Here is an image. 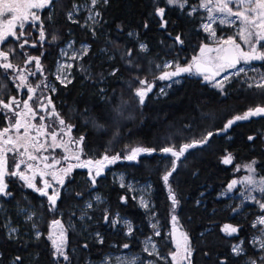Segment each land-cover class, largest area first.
Segmentation results:
<instances>
[{
	"label": "trees",
	"instance_id": "trees-1",
	"mask_svg": "<svg viewBox=\"0 0 264 264\" xmlns=\"http://www.w3.org/2000/svg\"><path fill=\"white\" fill-rule=\"evenodd\" d=\"M80 2L81 0H59L61 9L59 10L62 12L73 3ZM154 9L155 6L151 0H108L107 4L98 6L100 23L95 29V35L75 25L71 26V36L75 38V42L87 43L90 46L88 55L82 61V66L88 69V78L72 74L73 82L67 87L57 84L55 102L58 104L61 115H67L66 120L75 125V135L85 137L86 150L94 149L93 153L99 154L106 148L115 151L109 146V139L106 140L104 132L92 127L89 120L91 117L81 114L85 111L91 112L92 118L98 117L97 120L99 119L100 123L91 120L99 128L107 129L111 122L112 133L118 135L121 145L134 146L138 141L143 146L159 148L169 142L179 145L181 142L199 139L209 131L215 133L233 115L242 114L249 107H255L258 104L264 106V94L259 89L240 88L235 93L229 92L228 96L220 97L216 91L202 84L200 80L186 77L166 96L151 94L141 107H132L129 99L136 88V82L130 79L129 74L150 77L153 74L149 70L150 64L160 62L171 52L186 50L187 47L199 51L200 45L205 43L197 31V26L201 22L198 14L188 16L183 11L168 7L165 14L169 21L168 28L161 29L157 18L152 15ZM58 16V23H61L63 12ZM145 21L149 24L147 29L143 27ZM117 25H121L123 31H118ZM129 32L136 35L128 37ZM169 32L172 38L169 37ZM177 34L181 35L184 43L174 45L173 49L169 50V43L175 42L174 37ZM141 42L148 45V52L142 53L138 50ZM113 46L119 51L121 48L133 49L135 64H139V68L127 66L126 58L120 56V53L111 54L110 48ZM113 68L119 69L116 76L109 75ZM262 69L264 71V64ZM97 81L100 82L98 86ZM101 87L105 93H100ZM102 95L105 96L103 100H101ZM118 100L126 105L124 107L126 111H123L124 115L121 114L116 118L112 109L116 110ZM119 112L121 113V108ZM156 133L161 136L158 134L155 137ZM262 133H264V117L237 122L227 134L214 135L207 146L195 148L187 154V159L179 162L177 171L171 177V183L179 200L176 211L179 223L188 234L194 249L192 264H218L222 258L227 259V264H246L249 257L257 259L258 253L251 251L248 246L252 235L250 224L254 215L248 213L243 216L244 211L233 212L234 203L229 198L220 197L231 173V167L223 166L220 158L226 154L225 150H227L234 156L236 164L255 160L257 171L263 173L264 148L260 141ZM165 134L168 137L163 139ZM249 135L257 138L254 141H248ZM101 142L106 143L100 144ZM170 161V158H161L155 154L150 158L142 157L137 165H128L133 170L132 175L136 177L139 175L138 177L142 180L152 181L154 199H157L158 209L164 216L168 213V202L166 191L161 184V176L171 167ZM88 182L86 178H83L77 186L74 181L70 192L71 198L69 197L74 204L81 202L82 198H77L76 193L85 195ZM109 182L108 179L100 178L97 191L105 196L114 212L128 218L134 225L137 224L139 216L137 215L136 218L135 210L130 209L133 202L127 194L125 195V192L119 191ZM103 185H107L106 189ZM21 195L19 191H15L9 202H3L8 206L14 203L24 206L26 202ZM121 197H126L127 202H122ZM69 199H63L60 202L59 207L64 211L69 208ZM44 215V222H46L47 216ZM102 217L101 215L96 220L97 227L94 229L98 230L104 242L101 244L96 237L85 238L82 234L70 232V262L66 264H85L89 257H91L90 261L92 259L97 261L104 253L115 250L132 251V253L140 251L141 248L133 237L127 238L122 230L112 232L111 229L105 228ZM224 223L239 226L241 228L239 236L226 238L220 232V226ZM36 224L42 232L39 239H30L20 234L16 240L8 239L0 225V264H13L18 255L22 257L21 264H55L45 238L46 228L39 227L42 225L41 221ZM142 229L146 231L144 221ZM239 240L245 241L243 245L245 251L241 256H235L231 252L230 245ZM85 244L88 245L87 248L83 247ZM125 244H128L129 248L124 249ZM206 252L208 255L204 254ZM159 264H168V261Z\"/></svg>",
	"mask_w": 264,
	"mask_h": 264
},
{
	"label": "snow or ice",
	"instance_id": "snow-or-ice-1",
	"mask_svg": "<svg viewBox=\"0 0 264 264\" xmlns=\"http://www.w3.org/2000/svg\"><path fill=\"white\" fill-rule=\"evenodd\" d=\"M59 0H0V43H3L8 37H15L18 41H21L18 45L20 49H24L25 45L30 44L31 47H36L39 44L43 47L45 42L50 44L56 43L59 40V36L53 32L50 35L44 27V22L41 19L38 10L55 8L56 3ZM98 3L107 4L108 0H88V4L83 7H87L88 15L87 21L84 26L88 25V21L92 22V25L99 23L97 17L100 16L98 11H94ZM153 16L157 18L158 25L161 29H167L169 21L166 19V8L174 7L178 10L187 11L188 16H192L198 11V9H204L207 12V22L202 24L203 30L208 33V36L213 39L216 47H211L207 43H202L199 47V55L193 56L191 62L186 66H181L178 61H168L163 65H155L158 69L174 68L173 71H162L161 74L155 79L158 80H173L174 77H179L181 74L200 75L203 77V81L212 84L214 88H218L221 94L224 93L225 82L229 81V76L225 75L221 79H217L221 72L228 69H234L233 76H239L240 74L248 75L247 70L238 65L251 64L253 61H264V0H200L197 6H191L189 0H164V6H160L156 3ZM90 5V6H89ZM81 10V6L76 4L72 5V10L67 13V18L73 23H76L74 14H78ZM7 14V16H6ZM10 16V18H8ZM48 19L51 21L52 16L49 15ZM29 25L36 28L39 36L37 40L29 41L26 36L29 35L24 31L25 25ZM227 25L238 28L236 36L217 37L216 29L213 25ZM143 27L147 29L149 24L145 21ZM20 31L17 32L16 29ZM118 31H123L121 25H117ZM93 35H95V29L92 28ZM129 36L136 35L133 32L128 33ZM171 37V32L168 33ZM22 37H25L21 40ZM237 38L240 43L237 42ZM174 41L177 44L183 45L184 41L181 39V35L177 34L174 37ZM246 49L245 50V47ZM90 46L82 45L80 49L73 48L70 43L66 49H61V56L64 57V61L59 63L56 69L55 79L67 87L68 84L73 82L70 69L75 67L74 63L68 61H80L88 54ZM67 49H72L69 52ZM140 52H148V45L140 43L138 45ZM14 49L8 51L0 50V69L4 74L11 73L9 77L13 81H19L16 84L17 90L26 88L27 99L21 100L18 96H9L7 100L4 99L2 94V86H0V114L3 115L6 121V126L0 129V197H11L12 192L9 190V183L11 178H16L23 183L29 189L39 193L40 196L46 197L49 204V211L56 212L58 209V201L61 199V190L66 186V180H70V174L75 168L88 169V177L92 187H95L97 178L100 177L106 167L116 164L118 161H138V157L141 155H152L154 153H162L172 157L170 169H167L162 175V180L168 188L169 199L172 202V212L175 213L176 207L179 205L175 191L172 189L169 183L170 177L177 171L178 162H181L182 158L187 159V154H190L191 149L203 148L207 146L214 135L220 133L227 134L228 131L240 121H248L254 117H264V106L257 105L255 107H249L242 114H235L228 119L222 128L217 129L215 133L209 131L202 135L199 139H191L187 142H181L179 145L169 142L165 146L154 148L146 147L143 145H137L135 147L125 149L124 153L117 152L115 154H109L106 149L99 158H86L81 159L84 154V140L85 137L81 135L78 138L71 136L72 129L75 125L66 122V120L56 110L55 105L52 102L50 96L42 95L36 96L38 90L47 89L50 92H55V86L41 81L33 85L29 82L28 76H35L37 72L43 75V68L40 62V56H31L25 54L24 63L35 65L36 71H29L27 68H22L20 65L12 62L10 57L14 53ZM43 53H41V56ZM125 63L131 68H139V64H135V58L133 56V49L126 50ZM80 71L87 73L88 69L80 66ZM255 71V69H252ZM27 72V75L25 74ZM119 72L118 68H113L109 75L116 76ZM90 78V77H89ZM134 79L142 87H137L134 90V95L138 97L139 104L145 103V98L148 92L152 91L154 83L148 81L146 78L135 76ZM254 83H248L249 88H257L264 94V73L259 75V79L256 77H249ZM178 83L179 81H174ZM170 86V85H169ZM103 91V90H102ZM162 93L164 89L160 90ZM35 99L38 101L36 107L32 106V102ZM39 110V112H38ZM41 112H47L48 117L39 114ZM39 115V123H33ZM121 115L118 111L117 116ZM46 120H50V123H46ZM93 123H95L93 121ZM65 137H68L65 139ZM257 137L249 135L248 141H254ZM230 139V137H229ZM56 148H61L66 155L61 158L55 156L44 155L50 150L55 151ZM225 155L221 159V163L228 165L234 160L232 153L225 150ZM9 156L12 158V165L9 166ZM61 160H75V164H68L67 167L57 168V165L61 163ZM43 168H40V165ZM256 161H252L244 167L250 173L242 181L233 180L227 186L229 192H231L238 184L245 186V191L240 192L242 201H251L259 205L261 214L257 216L256 220L252 222L251 227L257 231L258 234H254L250 243L254 246L258 245L261 250H264V199H259L253 193H259L261 197H264V176L257 178ZM23 166V168H22ZM240 170V166H237V171ZM195 174V173H194ZM40 175L43 186L38 187L36 184V177ZM44 177H50L51 179H44ZM125 185L121 183V187ZM51 189V192H49ZM77 197H82L83 193H76ZM96 201H100V197L97 196ZM121 201L126 203L127 198L121 197ZM140 203L143 207L148 208L149 205L141 197ZM199 204V201H197ZM94 207L91 201L86 202L81 209V216L79 219L91 220L92 217L88 215V210ZM24 212L29 221L33 220L34 212L25 209H20ZM233 212H237V208L232 209ZM75 215V213H73ZM103 219L105 223H111L113 226L121 223L120 220H109V214L107 209L104 212ZM173 231L170 233L174 242L175 248L170 251L168 257L161 256L157 250L155 243H151V238L146 243L143 251L149 256L156 257L162 261H168V264H192V255L194 249L191 246V241L188 234L184 231H180L177 228L179 223L178 217L173 214L171 216ZM127 224V221H124ZM154 235L159 236L160 232L156 224H153ZM35 223L33 228L36 229ZM50 227L54 230L49 233L48 239L51 241L53 247V259H63L65 262H70V257L67 248V229L61 219H54L50 222ZM68 227H72L71 224ZM58 230V231H55ZM241 228L234 226L231 223H224L220 226V232L226 237H238ZM18 230L15 227L9 226L8 238L14 239ZM177 232L179 233L177 236ZM36 239L41 237L39 230H36ZM128 235L132 234V228L128 225ZM99 237V233L96 234ZM103 238L98 239V243H103ZM244 240H239L238 243L230 245L231 252L235 256H241L244 254ZM83 247L87 248L85 244ZM124 249L129 248L128 244L123 245ZM208 255V253H204ZM170 257V260H169ZM261 261H264V256L260 257ZM22 257L16 256L13 264H21ZM123 264H137L136 260H128ZM148 264H154L153 261H149ZM218 264H227V259L222 258ZM246 264H258L257 259L249 257Z\"/></svg>",
	"mask_w": 264,
	"mask_h": 264
},
{
	"label": "rangeland",
	"instance_id": "rangeland-1",
	"mask_svg": "<svg viewBox=\"0 0 264 264\" xmlns=\"http://www.w3.org/2000/svg\"><path fill=\"white\" fill-rule=\"evenodd\" d=\"M151 1L153 2L154 6H156V4L154 3V0H151ZM199 2H200V0H189V4L191 6H197L199 4ZM156 3H159L160 6H164V0H156ZM87 4H88V0H82L80 3H77L76 4L77 6H81V10L79 11V13L74 14V19L78 22L73 23L68 18H67V20H68L67 22L75 25L76 27H78L80 29L89 31L93 35L92 28L94 27V29H96L99 26L100 17H97V20L99 21V23L92 25V22L88 21L87 23L90 26H84L85 22L87 21L88 11H87V7H83V6L87 5ZM98 5H100V3H98L96 5L94 11H98V9H97ZM188 10H190V9L186 8L185 10H183V12H185L187 14ZM179 11L181 12V10H179ZM195 14H198L197 15L198 18L201 19V22L197 26V31L201 35V38H203L204 42L209 44L211 47H216V44L214 43L213 39L210 38L208 36V33H206L202 28V24L207 22V20H206L207 12L204 9H198V11L196 13H194L193 15H195ZM213 27L216 29L217 37L236 36L237 32H238V28L233 27V26L216 24V25H213ZM128 37H132V36L128 35ZM237 42L240 43L238 38H237ZM70 43L73 45V48H75V49H80L81 46L85 45V44L89 45L87 43H76L75 38H73V40L67 41L58 50L56 65H55L53 72L47 73L46 74L47 77L43 73L41 80H43L44 82L49 83L53 86L55 83V84H58L59 86L65 87L63 84H61L59 81H57L55 79V73H56V69L59 66V63L63 62L65 59L64 57L61 56V49H66L67 45ZM141 43H143V42H141ZM262 44H264V42H262ZM174 45L177 46L179 44H177L175 42H170L168 49L172 50ZM244 47H245V50H247L246 46H244ZM105 49H107V48H105ZM110 49H111V54L115 55L117 53L118 54L120 53V56L127 59V57L124 56L126 50H123L121 48V51H119L114 46ZM67 50L69 52L72 51V49H67ZM89 50H90V48H89ZM101 51L106 52L107 50H101ZM88 53H89V51H88ZM142 53H146V52H142ZM28 55H30V54H28ZM87 55H85L84 57H86ZM197 55H199V51H195V49H192L191 47H187L186 50L180 49L179 51L171 52L168 57H166V58L164 57L160 62L150 64L151 67H149V68H151V69H149V70L151 73L153 72V74L150 77L149 76L148 77L139 76L141 78H146L148 81H151L154 83V87L152 88L151 92L147 93L145 101H146L147 97L151 94H155V95L160 96V97L166 96L168 93H170L172 91L173 87L179 86L183 82V78H186V77H190V78L200 80V82L202 84H205L210 89L216 91L220 97H225V96H228L229 92L232 94L233 92L235 93V91L237 89L249 88L248 83H254L252 80L249 79V77H256L258 80L259 75L264 73V71L262 69V65L264 64V61H253V62H251V64L238 65V67L243 66L247 70V72H248L247 76L243 73L240 74L239 76H233L232 73L235 71L234 69H228L224 72H221L220 76L217 77V79H221V77H223L225 75L229 76V81L225 82L223 94H221V91L218 88H214L212 86V84L204 82L203 77L200 75H189V74L185 73V74H181L179 77H174L173 80L155 79V77L159 76L162 71H169L170 72V71L174 70V68L158 69L155 67V65H157V64L163 65L165 62H168V61H178L181 66H186L189 62H191L192 57L197 56ZM32 56H35V55L32 54ZM110 56H112V55H110ZM82 61L83 60L75 61V62L74 61H68L69 63H74L76 65L75 67L70 69L71 76H72V74H79V75H83L84 78H88L87 73L79 70L80 66L82 65ZM24 65L29 71H33L35 68L34 62H33V64H27V65L24 64ZM252 69H255V71H252ZM25 74L27 75V72ZM44 75H45V77H44ZM126 76H127V74H126ZM129 77L131 80L136 82V80L134 79L135 76H132L131 74H129ZM30 78H31V76H28V79H30ZM101 81H102V79H101ZM174 81H179V82L176 83ZM99 83H100L99 81L96 82L97 86L99 85ZM126 86H128V85H126ZM137 87H142V86L136 82V88ZM253 88H255V87H253ZM161 89H164L163 93L160 91ZM255 89H257V88H255ZM44 91L46 93L51 94L52 96L55 95V93L57 92V90L53 93V92L48 91L47 89H41V90H38L39 96H42L44 94ZM99 91H100V93H105V90L102 89V87L99 89ZM104 98H105V96L102 95L101 100H103ZM130 99H129V101L132 102L131 103L132 107H138L139 108L142 106L139 104L138 97H136L134 95V91H133V95L131 96ZM119 102H120V104H119ZM119 102H118V106L115 108L116 110L114 111L112 109V112L114 113V116L116 118L119 117V116H117V112L119 111L120 108H121V114L124 115L125 113L123 111H126V108H124V107H126V105L122 101H119ZM30 103H32V106L34 107L35 103L33 101ZM36 105H37V103H36ZM54 105L56 107V110L60 113L61 111L58 109V104L55 102ZM39 114H42V115H45V117H48L47 112H41ZM81 114H83V115L87 114V116H89V118L91 117L92 120H95L96 123H100L98 121L99 119L97 120L98 117L93 116V118H92L93 114L89 111H85L84 113H81ZM60 115H61V113H60ZM61 116L66 120L65 116H67V115H64V116L61 115ZM91 119H89V120H90V123H92V127L96 128L100 132H104L103 134H105L106 140L109 139V142H108L109 146H111L112 149L115 150V151H111V149L106 148L109 151V154H115L117 152L124 153L126 147L131 148V147H135L137 145H141L140 142H138V141L136 142L137 144H135L134 146H129L127 144L124 146L121 145L122 144L121 139L118 137V135H115L112 133V127H111L112 123L111 122L109 123V127L107 129H104L101 127L99 128L97 125H95V123H93V121ZM39 122L40 121H39V115H38L37 119L35 121H33V123L38 124ZM50 122H51L50 120H46V123H50ZM66 122H68V121L66 120ZM158 134L159 133H156L155 137ZM162 134H164V133H162ZM166 135L167 134L164 135L163 139L168 137ZM71 136L73 138L80 137V136L75 135L74 128L72 129ZM158 136H161V135L159 134ZM67 138L68 137H65V139H67ZM260 141L262 142V145L264 148V133H262ZM105 143L106 142H101L100 144H105ZM93 151H94V149L91 151V150H86L84 147V154L81 156V159H86V158L95 159V158H99L100 155L102 154V153L101 154L93 153ZM157 153H159V152H157ZM157 153H154L152 155H141L140 157H138V161L142 157H149L150 158L151 156H153ZM44 155H50V156H55L56 158H61L64 155H66V153L61 148H56L54 152H52L50 150L48 153H44ZM9 158L11 159V156ZM161 158H163V157H161ZM170 160H171V158H170ZM252 161H255V160H252ZM252 161H250V162H252ZM250 162L236 164L233 160V162L231 164L225 165V164L221 163V159H220V163L223 166L231 167L230 179L224 185V188L221 191L220 197H222L224 199L229 198L231 200V202L234 203L235 208L238 209V211H237L238 213H241L244 211L243 216H245V214H248V213L254 215L253 219L251 221V224H252V222L256 220L257 216H259L261 214V210L259 208V205L254 203V202H251V201H242V197L239 195V193L245 191V186L243 184H238L236 186V188H234L231 192H229L227 189V186L231 183V181H233V180L242 181L246 176H248L250 174L248 172V170L244 167L245 165L249 164ZM75 163H76L75 160H67V161L61 160V163L59 165H57V168L67 167L68 164H75ZM124 164L127 166H122ZM130 164L137 165L138 162L121 160V161H118L116 164L109 165L108 169L106 171V176L102 179H108L110 181L109 182L110 184H112L114 187H117L119 191L125 192V195L127 194L129 196V198L133 202V206H134V208H133V206H131L130 209L135 210L134 214L136 215V218H137V215L139 216L138 223L135 225L128 218L123 217L120 213L114 212L113 207L110 206V204L107 203V200L104 198L105 196H103L100 191H97L96 188L98 187V181L100 180V177L97 178V182H96L95 187L91 186L90 181L88 179V181H89L87 184L88 189L85 191V195H83L84 197L83 196L77 197V198H82L81 202L79 204H74L69 199V197L71 198L70 192L72 191V188H73L72 185L74 184V181H76L77 186H79L82 179L86 178L88 175V172H85L84 168H75L72 171V173L70 174L71 179L66 180V186L64 189L61 190V199L58 201V209L56 212L49 211V204H48L46 197H41L39 195V193L32 191L31 189L27 188L26 186L23 185V183L21 185L22 187H21L20 192L22 194L21 195L22 199L26 202V205L23 206V205H19V204L14 203L12 206L11 205L8 206L6 203L3 202L2 198L7 200V199H9V197H0V225L5 230L7 238H8V232H9V226L15 227L18 230L16 237L14 239H11V240H16L20 234H23L27 238L32 239V238H36L35 233H36L37 229L42 234L41 230L38 227H36V229L33 228V223H35V225L37 226L38 224H36V222L41 221L42 225L39 227H41V229L43 227L46 228L45 238L49 244L51 255L53 258V247H52L51 241L48 239L49 233L54 231L50 227V222L52 220L61 219L62 222L64 223V225L67 229V233H66V235H67V248H66V251L69 254V252L71 251V249H70L71 247H69V233L70 232H72L74 234H76V233L82 234L85 236V238H91V236L96 237L97 239L101 238L100 236L97 237L96 234L98 233V230H95L94 228L97 227L96 220L99 218V216H101V215L104 216V212L107 209L108 214H109V220L111 221L113 219H116V220H120L121 223L113 226L111 223H105V221L102 217L103 224H104L105 228L111 229L112 232H120L122 230L124 236H126L127 238L133 237V239L136 242H138L141 249L137 253H132V251H118V250L106 252L102 255L101 259L97 260V261H94L93 259H92V261H90L91 257H89L90 259L88 258L85 264H123V262H126L128 260H136L137 264H148L149 261H153L154 264H159L160 262L166 263L167 261H162V260L157 259L156 257L149 256L147 253H145L143 251V249L146 246V243L149 241V238H151V243L156 244L157 250L159 251L161 256L168 257L169 252L174 250L175 245L172 242L171 235H170L171 232H170L169 219H170V216L172 214L170 202L168 201V198L166 195V200L168 202V207H167L168 213H167V215L164 216L163 213L158 209V205L156 203L157 199L156 200L154 199V195H153L154 189L152 187V181L142 180L140 177H138L139 175H137L138 178L135 175H132L131 172H133V170L131 169V166H128ZM149 164H151V163H149ZM256 165H257V161H256V164L254 166L255 169H256ZM237 166H240L239 171H237ZM40 168L41 169L43 168L42 164L40 165ZM256 176H257V178H259L260 176H264V172L259 173L256 169ZM37 178H39L36 181L37 186L42 187L43 186L42 179L38 176H37ZM44 179L50 180L51 178L50 177H44ZM161 181H162L161 184L163 185V187L167 193L168 188L164 184V182L162 180V176H161ZM121 183H123L125 186L121 187ZM169 183L171 184V187L173 189V185L171 183V178L169 180ZM106 187H107V185H103L104 189H106ZM49 190H51V189H49ZM253 195H256L259 199H264V197H261L259 193H253ZM97 196H99L101 198L99 202L96 201V199H95ZM141 197L149 205L148 208H145L141 205V203H140ZM29 199H31L32 201H30ZM63 199H69V205H68L69 208L67 211H64L63 209H61L59 207L60 202ZM89 201H91L94 205V207L92 209L88 210V215L91 216L92 219L91 220H88V219L81 220V219H79V217L82 214L81 209L83 208L84 204L86 202H89ZM20 209H25V210L34 212L35 215L33 217V220L29 221L27 219L25 213L21 212ZM73 213H75V215H73ZM44 214H46V216H47L46 222H44V220H45ZM35 220H37V221L35 222ZM124 221H127L128 223L125 224ZM143 221L146 224V231H143V229H142ZM69 224H71L72 227H68ZM153 224L157 225L158 230L160 232L159 236L154 235L155 230L153 229V226H152ZM251 224H250V230H251L250 233L252 235H251L250 241H251L254 234H258L257 231L251 227ZM128 225H130L132 228V234L131 235L127 234L128 233ZM179 226L181 228V231H184L181 224H179ZM55 231H58V230H55ZM93 231H95V233H92ZM248 246L251 249V251L258 253V257H257L258 264H264V261L260 260V257L264 256V250H261L258 247V245L254 246L250 242H249ZM169 260H170V257H169ZM54 263L55 264H66V262L63 261L62 258H60L59 260H54Z\"/></svg>",
	"mask_w": 264,
	"mask_h": 264
},
{
	"label": "flooded vegetation",
	"instance_id": "flooded-vegetation-1",
	"mask_svg": "<svg viewBox=\"0 0 264 264\" xmlns=\"http://www.w3.org/2000/svg\"><path fill=\"white\" fill-rule=\"evenodd\" d=\"M75 4H77V3H75ZM100 4H103V3H100ZM72 5L70 7H66V9H64L62 11L63 12V17H62L63 19H62L61 23H58V21H59L58 15H59V13H62L60 11L61 9L59 7V2L56 3L55 8L38 10L39 15L44 22V27L47 30L49 38L53 32H55L59 36V40L56 43L50 44L48 42H45L43 47H41L39 44H37L36 47H31V45L28 44V46L25 45L24 49H20L18 47V45L21 41H18L15 37L10 36L3 43H0V50L8 51L10 49H14L15 51H14L13 55L10 57V59L12 60L13 63L20 65L22 68H26L24 65L25 64L24 63L25 54H27V55L30 54L31 56H32V54H34L35 56H40V58H41L40 62H41V66L43 68V73L45 75L49 72L52 73L54 68H55V65H56L58 50L67 41L73 40V37L71 36V34H72V27L71 26L73 24L67 22L68 21L67 20V13L72 10ZM98 12H99V10H98ZM49 15L52 16L51 21L48 19ZM6 16H7V14H6ZM8 18H10V16ZM16 31L19 32L20 30L17 28ZM24 31L29 34L26 36V38L28 40L33 41V40L38 39L39 33H38L36 28H33V27L26 24ZM24 38L25 37H22L21 40ZM41 53H43L42 56H41ZM33 71H36V69L34 68ZM11 75H12L11 73H8L7 75H5L3 70L0 69V86H2V94L4 96V99L7 100V98L9 96H18V98L21 100L27 99V89L23 88V89L17 90L16 84L19 83V81L14 82L13 79L9 78ZM45 75H44V77H45ZM46 77H47V75H46ZM41 78H42V75L39 72H37V74L35 76H31V78L28 80L30 83L35 85V84L41 83V81H43V80H41ZM56 85L57 84L54 83L55 88L57 87ZM43 95L50 96L53 104L55 103V95L52 96L51 94L46 93L45 91H44ZM36 96H39L38 91L36 93ZM33 102L35 103L34 104V108H35L36 103H38V101L35 99V97H34ZM38 112H39V110H38ZM5 126H6V121L4 120L3 115L0 114V129H2ZM12 163H13L12 158L11 159L9 158V166L10 167H11ZM22 168H23V166H22ZM84 169H85V172H88V169H86V168H84ZM107 169H108V167H106L104 169L100 178H104L106 176ZM37 176L40 177V175H37ZM37 179H39V178L36 177V181H37ZM86 179L87 180L89 179L88 175H87ZM21 185H22L21 181H19L16 178H11V181L9 183V190L12 192V196L9 197V199H7L8 201L3 199V198H2V200L9 202L13 198V192H15V191L20 192L21 187H22ZM32 191H34V190H32ZM50 191L51 190H49V192Z\"/></svg>",
	"mask_w": 264,
	"mask_h": 264
},
{
	"label": "water",
	"instance_id": "water-1",
	"mask_svg": "<svg viewBox=\"0 0 264 264\" xmlns=\"http://www.w3.org/2000/svg\"><path fill=\"white\" fill-rule=\"evenodd\" d=\"M192 150H194V149H191L190 152H191ZM157 156H158V157L171 158V159H172V157H170V156H168V155H165V154H162V153H157ZM183 160H184V159L182 158L181 161H183ZM178 165H179V162H178ZM177 168H178V167H177ZM173 174H174V173H173ZM170 178H171V177H170ZM175 193H176V192H175ZM166 194H167L168 201L170 202V205H171V212H172V202H171V200L169 199V193H168V191H167ZM176 196H177V194H176ZM177 199H178V198H177ZM177 208H178V206H177L176 209H175V213L172 212L171 216H172L173 214H175V215L177 216V214H176ZM171 216H170V219H169V223H170V232L172 233V231H173V225H172ZM177 217H178V216H177ZM178 221H179V219H178ZM177 228L181 231V229H180V227H179V223H178V225H177ZM178 234H179V233L177 232V236H178ZM171 240H172V242H173L174 245H175V242H174L172 236H171Z\"/></svg>",
	"mask_w": 264,
	"mask_h": 264
},
{
	"label": "bare ground",
	"instance_id": "bare-ground-1",
	"mask_svg": "<svg viewBox=\"0 0 264 264\" xmlns=\"http://www.w3.org/2000/svg\"><path fill=\"white\" fill-rule=\"evenodd\" d=\"M22 219V218H21Z\"/></svg>",
	"mask_w": 264,
	"mask_h": 264
}]
</instances>
